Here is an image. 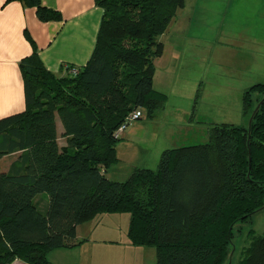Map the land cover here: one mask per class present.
<instances>
[{
	"label": "trees",
	"instance_id": "16d2710c",
	"mask_svg": "<svg viewBox=\"0 0 264 264\" xmlns=\"http://www.w3.org/2000/svg\"><path fill=\"white\" fill-rule=\"evenodd\" d=\"M20 1L42 21L62 18L41 0ZM95 1L104 13L88 63L58 75L34 47L21 61L26 108L0 118V264H54L49 252L82 243L77 227L103 213H129L130 240L154 247L155 264H229L234 226L264 208V83L244 92L250 126L212 122L206 142L165 148L154 166L110 179L119 126L167 101L155 61L185 0ZM237 264H264V232Z\"/></svg>",
	"mask_w": 264,
	"mask_h": 264
},
{
	"label": "rangeland",
	"instance_id": "374dc122",
	"mask_svg": "<svg viewBox=\"0 0 264 264\" xmlns=\"http://www.w3.org/2000/svg\"><path fill=\"white\" fill-rule=\"evenodd\" d=\"M161 40L174 49L172 65L158 77H165L160 88L167 101L153 117L142 108L143 117L128 127L147 121L154 130L141 145L134 139L118 142V161L107 172L110 179L125 180L132 166L152 158L168 141L158 136L164 125L172 128L177 146L206 142L212 122L249 126V115L242 111L244 92L264 83V0H185ZM15 157H3L2 169ZM39 203L43 207L44 201ZM129 222V213L100 214L77 227L82 243L56 248L48 258L54 264H155L154 247L130 240ZM263 232L264 208L234 226L227 262L237 264L251 235Z\"/></svg>",
	"mask_w": 264,
	"mask_h": 264
},
{
	"label": "crops",
	"instance_id": "0c3cea01",
	"mask_svg": "<svg viewBox=\"0 0 264 264\" xmlns=\"http://www.w3.org/2000/svg\"><path fill=\"white\" fill-rule=\"evenodd\" d=\"M41 2L44 6L60 12L62 18L42 21L37 15L36 7L28 6L20 0H0V118L26 108L21 61L32 54L34 47L46 68L58 75L67 74L70 66L75 69L84 67L95 49L104 13L103 8L98 6L95 0H41ZM172 49L164 44L162 56L155 61L154 85L158 89H162L160 87L165 81V77L161 80L158 77L164 74V71H168L173 63ZM186 126L189 124L186 123ZM57 128L61 135L63 126L59 118ZM153 130V127L147 125V121H143L141 126L127 128L122 135V142L134 139L141 145L142 141L148 140V133ZM160 135L168 140L167 143L153 151L152 158L147 157L142 166H132V170L135 167L156 163L163 149L178 145L169 126L165 129L164 125L158 136ZM154 137L156 138L155 133ZM59 144H66L64 137L59 138ZM107 172L108 170L106 174ZM14 264L25 263L16 260Z\"/></svg>",
	"mask_w": 264,
	"mask_h": 264
},
{
	"label": "built area",
	"instance_id": "2783aa9c",
	"mask_svg": "<svg viewBox=\"0 0 264 264\" xmlns=\"http://www.w3.org/2000/svg\"><path fill=\"white\" fill-rule=\"evenodd\" d=\"M71 72L73 74H77L78 69L72 68ZM143 116V110L141 108H137L135 110H133L127 117L126 120L123 124H121L119 126V128L116 131L117 135H121L122 133H124L127 130V127L135 122L136 120L140 119Z\"/></svg>",
	"mask_w": 264,
	"mask_h": 264
},
{
	"label": "water",
	"instance_id": "95a60500",
	"mask_svg": "<svg viewBox=\"0 0 264 264\" xmlns=\"http://www.w3.org/2000/svg\"><path fill=\"white\" fill-rule=\"evenodd\" d=\"M256 110H258V106L256 107L255 111ZM252 119H253V116H251V118H250L249 126L251 125Z\"/></svg>",
	"mask_w": 264,
	"mask_h": 264
}]
</instances>
